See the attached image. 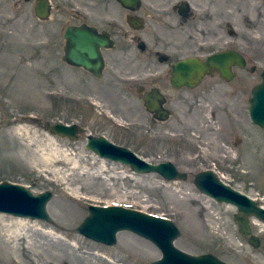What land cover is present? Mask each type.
<instances>
[{"label":"rangeland","instance_id":"rangeland-1","mask_svg":"<svg viewBox=\"0 0 264 264\" xmlns=\"http://www.w3.org/2000/svg\"><path fill=\"white\" fill-rule=\"evenodd\" d=\"M37 1L0 0V182L25 185L34 194L52 192L47 205L52 222L23 218L27 225L20 227L14 225L17 216L0 212V264H152L161 257L153 242L129 231L120 232L111 246L81 234L92 204L171 219L181 231L175 245L187 253L264 264V223L252 219V234L260 239L254 247L239 229L237 208L203 194L194 183L196 174L212 169L264 205V130L248 110L264 70V45L255 43L264 38V0H238L235 18L229 15L231 0H140L143 5L132 9L133 15L181 24L174 5L183 1L196 17L186 29L200 42L210 29L207 51L236 48L249 61L231 83L215 77L210 91L201 86L170 92L165 120L153 118L137 91L128 94L120 84L117 92H106L102 82L63 61L67 26L79 24L86 6L99 7L101 0H50L45 20L35 14ZM47 121L86 130L71 140L45 129ZM90 134L106 135L151 162L170 160L188 178L138 175L128 165L100 158L86 147Z\"/></svg>","mask_w":264,"mask_h":264},{"label":"water","instance_id":"water-1","mask_svg":"<svg viewBox=\"0 0 264 264\" xmlns=\"http://www.w3.org/2000/svg\"><path fill=\"white\" fill-rule=\"evenodd\" d=\"M129 6H136L138 0H121ZM50 0H38L36 12L42 19L51 13ZM65 37L68 42L67 54L64 59L75 66H84L96 70L98 65L91 63L99 58L96 43L107 44V40L90 30L69 26ZM84 53V56L82 55ZM233 64L246 65V59L235 50H225L212 53L206 60L187 58L174 66L172 82L175 86L187 85L194 87L207 73L218 71L231 79ZM147 101V97L145 98ZM150 112H157L160 120L168 119V113L162 110L156 102H146ZM249 114L252 121L264 129V70L262 80L252 89L249 100ZM45 129L61 137L77 140L84 128L75 123L50 122L45 123ZM86 147L100 158L128 165L136 174L155 173L166 180H186L188 173L181 171L170 160L151 162L129 147L117 144L105 136L89 135ZM194 183L205 195L220 203L233 205L237 208L236 222L241 233L249 235L254 247H259L260 239L252 234L250 218L264 223V207L256 200L240 190L225 183L212 169H207L195 175ZM52 192L43 191L34 194L25 185L3 181L0 182V212L14 216L52 222L47 209L52 198ZM122 231L135 233L153 242L161 251V257L152 264H229L212 254L193 255L175 245L180 236L178 226L169 218L151 214L142 210L122 205H97L89 207V213L79 226V232L87 238L105 245H114L117 236Z\"/></svg>","mask_w":264,"mask_h":264},{"label":"flooded vegetation","instance_id":"flooded-vegetation-1","mask_svg":"<svg viewBox=\"0 0 264 264\" xmlns=\"http://www.w3.org/2000/svg\"><path fill=\"white\" fill-rule=\"evenodd\" d=\"M36 4L34 10L37 18L45 20L38 16L35 9ZM141 5L143 4L140 0H138L136 6L126 5L121 0H101L99 7L93 5V8H89V6H86L87 8L80 16L79 24H70L67 28L69 26L81 27L107 40V44L96 43V51L99 52L100 56L97 59H92L91 63L97 64L98 67L96 70H92L84 66H75L64 59L68 47L65 37L66 30L64 32L63 61L70 66L79 68L85 76L93 78L97 82H102L101 87L106 92H110L112 89V92H117L116 88H119L120 84V88L128 94L134 90L137 91L141 95L144 107L155 119H159L161 116H158L157 112L148 110L146 102L150 103L151 98L153 103L159 104L160 108L169 114L171 111L167 105L170 103V96H168L170 92L195 91L201 86L208 87V91H210V78L216 77L221 81L231 83L237 79V69L246 71L249 62L246 55L239 49L226 48L216 52L235 50L246 59L245 66L232 65L233 76L231 79L216 71L215 73L205 74L194 87L187 85L175 86L172 79L174 77V66L178 62L187 58L206 60L212 54L210 50L207 51V49H210V29L202 35L203 41L201 42L195 33L186 29L191 22L193 23V17L195 16L190 12V5L186 4L185 6L183 1L174 5V8L180 13L181 24L175 23V21L178 22L177 20L169 21L158 17L149 19L141 15H139L140 17L133 15L131 13L132 9L139 8ZM182 7L185 9V12H183L185 14L181 13ZM116 8L128 9V12L118 13L115 12ZM82 55L84 56V53ZM255 69L256 66L252 65L249 71L254 72ZM136 80L139 83H136ZM241 87L244 86L241 84ZM241 90L238 93L241 94V97H244L245 89ZM236 92L233 91V93ZM238 114L233 115L232 113L233 117H237ZM85 130L86 128H84ZM90 135L96 136L94 134ZM101 136L107 137L103 134L96 137ZM252 219L250 218L251 222Z\"/></svg>","mask_w":264,"mask_h":264},{"label":"bare ground","instance_id":"bare-ground-1","mask_svg":"<svg viewBox=\"0 0 264 264\" xmlns=\"http://www.w3.org/2000/svg\"><path fill=\"white\" fill-rule=\"evenodd\" d=\"M230 3L232 4L233 9L229 12V15H230V17L235 18V17H237L235 7L239 5V1L238 0H231ZM255 43L259 44V45H264V38L263 37L257 38ZM23 218H27V217L17 216V219L14 220V225H17V226H20V227H25L27 225L26 224L27 222ZM31 219H33V218H31ZM256 223H258V222H256ZM49 232L53 233V231H51V230ZM6 239L10 240L9 237H7ZM5 243H6V241H5Z\"/></svg>","mask_w":264,"mask_h":264}]
</instances>
